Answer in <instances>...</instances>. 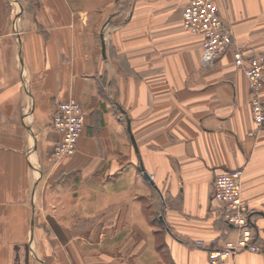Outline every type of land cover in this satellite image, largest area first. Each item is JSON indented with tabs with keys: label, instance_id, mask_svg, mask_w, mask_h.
Returning a JSON list of instances; mask_svg holds the SVG:
<instances>
[{
	"label": "crops",
	"instance_id": "0c3cea01",
	"mask_svg": "<svg viewBox=\"0 0 264 264\" xmlns=\"http://www.w3.org/2000/svg\"><path fill=\"white\" fill-rule=\"evenodd\" d=\"M115 1L0 0V264H210L196 242L233 236L212 193L234 169L264 250V125L231 54L264 56V0H218L233 45L209 67L181 15L136 42ZM70 98L84 129L53 163Z\"/></svg>",
	"mask_w": 264,
	"mask_h": 264
},
{
	"label": "built area",
	"instance_id": "2783aa9c",
	"mask_svg": "<svg viewBox=\"0 0 264 264\" xmlns=\"http://www.w3.org/2000/svg\"><path fill=\"white\" fill-rule=\"evenodd\" d=\"M181 24L200 38L202 67L211 66L233 45V33L222 17L218 0H188L181 11ZM231 54L234 66L244 73L251 118L258 130L264 125V101L261 98L264 56L251 47H235ZM51 122L61 136L51 153V160L56 163L76 152L84 129V113L80 104L70 98L57 104ZM242 179L243 169H234L217 174L213 180L212 198L222 204L223 220L232 229L233 237L222 244L197 240L196 245L206 250L210 264L223 263L241 251L264 252L252 229L250 217L254 210L242 199Z\"/></svg>",
	"mask_w": 264,
	"mask_h": 264
},
{
	"label": "rangeland",
	"instance_id": "374dc122",
	"mask_svg": "<svg viewBox=\"0 0 264 264\" xmlns=\"http://www.w3.org/2000/svg\"><path fill=\"white\" fill-rule=\"evenodd\" d=\"M186 1L187 0H116L113 9L123 15L125 13H131L133 15V21L131 22L133 29L131 35L137 42L142 39V35L145 34L147 26L148 30H153L156 26L163 24L166 28L176 27L182 7Z\"/></svg>",
	"mask_w": 264,
	"mask_h": 264
},
{
	"label": "trees",
	"instance_id": "16d2710c",
	"mask_svg": "<svg viewBox=\"0 0 264 264\" xmlns=\"http://www.w3.org/2000/svg\"><path fill=\"white\" fill-rule=\"evenodd\" d=\"M252 215H254V213H253ZM252 229H253V226H252ZM231 230H232V229H231ZM253 231H254V233H255V235H256V232H255L254 229H253ZM232 234H233V231H232ZM230 237H231V236H230ZM230 237H229V238H226L225 240H227V239H231L233 236H232L231 238H230ZM225 240L220 241V244H222ZM257 240H258V238L256 239V241H257ZM257 243L259 244L260 242L257 241ZM259 245H261V244H259ZM261 246H262V245H261Z\"/></svg>",
	"mask_w": 264,
	"mask_h": 264
}]
</instances>
